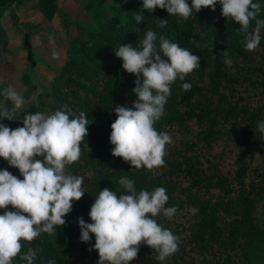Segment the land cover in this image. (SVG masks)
Returning a JSON list of instances; mask_svg holds the SVG:
<instances>
[{"label": "trees", "instance_id": "16d2710c", "mask_svg": "<svg viewBox=\"0 0 264 264\" xmlns=\"http://www.w3.org/2000/svg\"><path fill=\"white\" fill-rule=\"evenodd\" d=\"M24 1L0 0V19L8 11L14 18V8ZM96 1V8L95 0L86 4L92 10V26H88L71 19L70 13L61 12L57 0H37L44 17L52 19L59 13L66 33L73 30L67 60L44 92L54 109L41 102L39 106L13 110L12 102L5 101L3 95L10 81L0 84V104L6 103L14 116L0 123L12 129L23 127V116L28 113L51 114L63 107L76 114L84 112L89 121L88 135L80 145V159L66 169L67 174L83 177L85 194L73 203L64 226H57L51 235L42 233L32 242L22 241L20 255L32 248L37 250L33 264H97L98 252L89 251L95 237L89 243L81 242L79 218L92 223L89 212L95 197L104 188L121 195L124 189L119 179L128 178L135 182L137 192L165 188V207L177 208L171 220L162 214L154 218L180 238L179 250L163 264H264V133L257 127L264 121V29L259 46L246 51L244 34L237 31L239 25L222 16L219 3L215 11H193L181 23L179 17L166 10H144L142 0H122L126 12ZM186 2L191 5V0ZM253 2L260 3L257 18L264 20V0ZM134 14L142 15L143 22L138 24ZM164 19L167 24L161 28L159 20ZM254 27L252 21L249 31ZM30 28L24 26L19 32L22 48L29 56L22 80L33 86L30 69L36 60L31 44L34 31H28ZM148 30L156 33L157 48L159 37L164 36L198 55L200 67L184 81L176 80L171 85L164 115L154 125L158 132H167L172 141L166 145L164 166L137 170L111 154V124L117 119L113 109L131 107L136 100V77L123 70V62L114 50L122 44L139 48ZM0 46V62H5L12 50L1 26ZM224 51L231 66L225 63ZM182 83L191 84L190 90H184ZM4 169L23 179L18 169L0 158V170ZM8 210L13 209L8 206ZM3 212L0 209V215ZM156 255L141 244L137 258L130 264H162ZM13 264L26 262L18 256Z\"/></svg>", "mask_w": 264, "mask_h": 264}, {"label": "clouds", "instance_id": "9594fccd", "mask_svg": "<svg viewBox=\"0 0 264 264\" xmlns=\"http://www.w3.org/2000/svg\"><path fill=\"white\" fill-rule=\"evenodd\" d=\"M217 3L222 5V16L239 25L237 31L244 34L245 50L254 51L264 29V20L257 18L260 3L191 0L189 5L186 0H142L144 10H166L169 15L179 17L181 23L189 19L193 11L198 13L205 8L215 11ZM134 17L138 24L143 22L142 15L134 14ZM252 21L255 27L249 31ZM166 24L167 19L159 20V27ZM156 39V33L148 30L139 48L122 44L114 50L115 56L123 62V70L136 77L133 89L136 100L131 107L113 109L117 119L111 124L109 140L114 146L111 154L137 170L164 166L166 145L172 141L167 132H158L154 125L164 115L171 85L176 80L184 81L200 67L198 55L164 36L159 37L157 48ZM49 41L54 43V38L49 37ZM223 54L225 63L231 66L227 51ZM181 87L190 90L191 84L182 83ZM3 95L5 101L12 102L13 110L25 103L24 97L12 86ZM13 117L7 104H0V121ZM22 123L23 127L15 129L0 123V158L9 167L18 169L23 177L21 180L6 169L0 170V209L4 210L0 215V264H13L18 256L26 264H33L37 250L29 248L20 255L21 242H32L42 233L51 235L57 226H64L73 203L86 192L82 187L83 177L66 172L67 166L80 159V145L88 135L86 114H76L63 107L47 115L28 113ZM257 127L264 133V121ZM119 185L124 189L121 195L104 188L95 197L89 212L92 223L79 218L81 242L89 243L94 235L95 244L89 251L98 252L97 264H130L137 258L141 244L156 252V259L163 264L179 250L180 238L154 218L162 214L171 220L177 208L165 207L168 196L163 187L137 192L135 182L128 178H120ZM8 206L13 210H8Z\"/></svg>", "mask_w": 264, "mask_h": 264}, {"label": "rangeland", "instance_id": "374dc122", "mask_svg": "<svg viewBox=\"0 0 264 264\" xmlns=\"http://www.w3.org/2000/svg\"><path fill=\"white\" fill-rule=\"evenodd\" d=\"M92 1L57 0V4L61 12L71 14V19L92 26V10L86 7V4ZM102 1L106 5L115 6L120 11L126 12L121 6L122 0ZM97 4L98 2L95 0L93 8H96ZM37 5V0H25L14 8V18L8 11L0 19V26L5 32L7 45L12 50L7 61L0 62V84L4 80H9L10 86L24 97L25 103L18 111L27 109L30 105L39 106L41 102L45 103L49 109L55 108L51 98L46 97L44 92L49 89L56 70L67 60L68 39L73 31L66 33L59 13H55L52 19H47ZM24 26H30L28 31H34L31 35V44L36 64L30 69L32 72L30 73L31 78H29L33 82V86L27 85L22 80L23 72L29 62L28 53L22 48L21 33L19 32ZM49 37L54 38V43H50ZM1 50L0 46V52ZM43 113L48 114L46 111Z\"/></svg>", "mask_w": 264, "mask_h": 264}, {"label": "crops", "instance_id": "0c3cea01", "mask_svg": "<svg viewBox=\"0 0 264 264\" xmlns=\"http://www.w3.org/2000/svg\"><path fill=\"white\" fill-rule=\"evenodd\" d=\"M6 14V13H5Z\"/></svg>", "mask_w": 264, "mask_h": 264}]
</instances>
